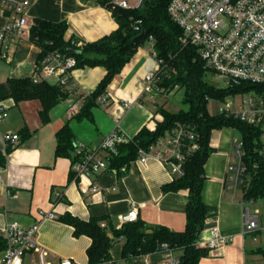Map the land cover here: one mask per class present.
<instances>
[{
  "label": "crops",
  "instance_id": "obj_1",
  "mask_svg": "<svg viewBox=\"0 0 264 264\" xmlns=\"http://www.w3.org/2000/svg\"><path fill=\"white\" fill-rule=\"evenodd\" d=\"M99 1L33 0L27 16L30 23L35 18L66 21L69 25L67 38L95 42L118 29L111 9ZM109 1L116 5L127 1L130 6L137 7L141 0L138 4L137 0ZM8 20L7 11L0 6V28ZM40 52L41 49L30 40L29 33L17 41L11 38L6 43H0V105L9 113L0 121V151L5 157L4 163H0V236L5 238L8 226L15 222L26 229L40 224L35 236L39 250L28 251L24 264H42L41 252L45 253L46 264H61L65 258L88 264L87 250L92 240L86 235L76 237L74 228L60 219L66 214L83 221L108 217V229H117L124 224L123 218L131 207L137 205L138 219L146 226L184 231L188 191L164 193L162 190L165 184L174 180L170 164L155 157H149L143 164L137 158L123 175L106 170L91 177H78L72 158L56 157L57 132L65 124H69L73 131V155H76L78 145L82 143L98 149L104 136L117 125L127 136L134 137L144 127L154 131L164 120L158 110L163 106L170 110L168 98L174 91L169 95L144 92L147 76L158 73L161 68L152 41L139 47L105 89L102 96L108 97L107 103L97 99V104L91 109L92 120H79L77 112H72L70 107L75 102L82 107L84 97L98 89L107 73L103 66L74 70L72 78L79 93L73 90L69 98L54 105L48 122L42 120L43 103L40 99H14L9 81L31 78ZM47 81L55 83L53 79ZM125 101L132 102L128 110L123 107ZM25 128L30 135L23 140L22 131ZM6 134H19L21 139L13 145L4 140ZM240 140L241 134L229 127L213 130L211 134L210 145L216 151L205 166L207 180L203 199L217 207V216L207 221L205 230L217 223L222 234L231 237L232 241L220 249L208 251L198 264H261L258 260L260 256L255 253L258 248L251 238L252 234H243L240 204L243 195L242 198L239 195L242 191H238L233 199L231 188L232 173L228 166L234 163L236 144ZM7 147H11L9 153L6 152ZM100 154L104 155L103 152ZM73 172L75 176L72 178ZM93 183L100 187L96 193L91 190ZM54 191L63 194L61 200L56 199ZM48 212H55L58 219H44L42 215ZM116 246H119L118 249H115ZM122 246L123 241L111 249L115 260L123 261ZM148 259L146 255H141L131 264H147Z\"/></svg>",
  "mask_w": 264,
  "mask_h": 264
},
{
  "label": "trees",
  "instance_id": "obj_2",
  "mask_svg": "<svg viewBox=\"0 0 264 264\" xmlns=\"http://www.w3.org/2000/svg\"><path fill=\"white\" fill-rule=\"evenodd\" d=\"M101 4L111 9L118 29L95 42H84L80 39L67 38L69 25L66 21L52 22L35 18L29 32L30 40L41 52L38 62L48 53L58 51L66 56H73L77 60V68L103 66L107 73L98 89L84 97V104L76 117L79 120L93 119L92 107L97 99L104 94L111 81L120 73L145 42L151 40L157 57L162 61L157 73V83L162 93L171 94L176 89H184L182 99L186 109L176 112L161 107L158 111L164 120L159 122L154 131L147 127L132 137L128 143L119 145V153L107 156L108 170L118 175L127 173L132 161L139 158L142 151L166 137L178 123L193 129L198 136L200 149L187 156L184 163L183 176H175L171 183L162 187L164 193L188 191L185 230L174 232L166 227H148L139 219L124 223L117 229H108V217H93L83 221L71 214L61 217V221L74 228V235H86L92 243L87 250L89 264H101L114 259L111 249L116 243L123 241L122 260L131 264L137 257L157 252L162 244H168L175 251L180 252L182 264H198L200 258L207 254V250L200 248L196 242L205 230L207 221L217 216V207L208 204L203 199V190L207 180L205 166L216 148L210 145L213 130L225 127L233 128L241 134L245 156L243 163L246 172L239 186L243 199L264 201V139L259 126L246 121L228 118L222 114L213 115L209 112L208 104L211 100H222L225 97L251 90L255 87L264 91V86L244 83L240 87L220 88L209 81L211 72L200 58L195 47L182 46L181 27L172 19L168 7L170 0H141L139 6L122 8L109 0H100ZM11 95L16 101L25 99H40L43 103L41 117L43 122L49 121V112L58 102L71 96V90L56 83L51 84L42 79L35 82L32 78L12 79L9 81ZM81 98V97H80ZM30 135L28 129H23L22 139ZM21 139V137H20ZM185 149L192 144L189 139L184 140ZM75 137L69 124H65L57 132L56 157L72 158L73 162L79 156L73 155ZM11 147H7L9 153ZM5 157L0 151V163ZM75 176L72 173V178ZM105 223V226H102ZM151 230V233L148 231ZM112 233L113 237L109 234ZM6 249V240L0 236V254ZM264 258V247L255 251Z\"/></svg>",
  "mask_w": 264,
  "mask_h": 264
},
{
  "label": "built area",
  "instance_id": "obj_3",
  "mask_svg": "<svg viewBox=\"0 0 264 264\" xmlns=\"http://www.w3.org/2000/svg\"><path fill=\"white\" fill-rule=\"evenodd\" d=\"M32 2L33 0H0V6L7 11L9 19L0 28L1 44L11 38L17 41L30 32L32 23L29 22L27 10ZM119 6L126 9L132 7L127 1L120 2ZM168 11L182 29L181 45H191L196 48L207 69L224 83L222 88H238L244 83L264 86V0H170ZM83 43L79 41L78 44L83 45ZM159 62L162 64V61ZM76 69V58L53 51L38 62L31 78L35 82L53 79L56 84L79 93L72 78ZM161 91L157 83V73H150L147 76L144 92L159 93ZM98 100L107 103L108 97L101 96ZM217 101L222 103L219 107L220 114L259 126L264 139V91L255 87ZM131 106V101L123 103L126 110ZM80 109L78 102L70 107L74 113H78ZM8 116L9 113L0 105V121ZM131 139L132 137L123 133L117 125L113 131L104 136L98 149H92L83 143L79 144L76 151L79 159L73 162L76 176L91 177L108 170L107 156L118 154L119 145L128 143ZM185 139L192 141L186 149L183 143ZM4 140L16 145L20 141V135L6 134ZM199 149L198 136L193 129L178 123L166 137L158 139L148 151H142L138 159L145 164L149 157H155L171 165V174L174 177H181L185 173L184 163L187 156ZM101 152L104 153L103 156ZM244 156L243 142L240 140L236 144L234 163L228 166V170L232 173L233 199L240 191L239 186L246 172ZM91 190L96 193L100 187L93 183ZM53 194L57 200L63 197L60 191H54ZM240 204L243 211V234L264 231V216L257 207H254L256 204L245 199H242ZM42 216L44 219H58L55 212H48ZM138 216L139 208L133 205L124 216L123 222L136 221ZM102 226H105V223H102ZM39 229L40 224H34L27 229L17 222L9 225L4 238L6 249L0 254V264H24L28 251L39 250L35 242ZM203 233L196 245L207 251L220 249L232 241L231 237L222 234L217 223H213ZM44 254L41 252L42 264H46ZM146 256L149 257L147 264H182L180 252L165 243L157 252ZM61 264L79 263L65 258ZM101 264H125V260L110 259Z\"/></svg>",
  "mask_w": 264,
  "mask_h": 264
},
{
  "label": "rangeland",
  "instance_id": "obj_4",
  "mask_svg": "<svg viewBox=\"0 0 264 264\" xmlns=\"http://www.w3.org/2000/svg\"><path fill=\"white\" fill-rule=\"evenodd\" d=\"M139 0L136 1V4H138ZM132 6V4H131ZM209 81L213 82L216 86L222 88V85L224 84L221 80L217 79L215 76L211 75L209 77ZM184 96V89H176L173 94L168 98V105L170 108V111L176 112L182 108L186 109V106L183 104L182 99ZM222 105L220 101L217 100H211L208 105V109L211 113H216L219 111V107ZM239 195L242 198V193L240 192ZM240 198V199H241ZM243 199V198H242ZM257 207L261 212L262 216H264V201H258V203L254 206ZM251 238L254 240L255 247L260 248L264 247V231L258 232L256 234H252ZM119 246H116L115 249H118ZM261 264H264V258L262 256L258 259Z\"/></svg>",
  "mask_w": 264,
  "mask_h": 264
},
{
  "label": "water",
  "instance_id": "obj_5",
  "mask_svg": "<svg viewBox=\"0 0 264 264\" xmlns=\"http://www.w3.org/2000/svg\"><path fill=\"white\" fill-rule=\"evenodd\" d=\"M148 232L151 233V230H149ZM109 236H110V237H113V234L110 233Z\"/></svg>",
  "mask_w": 264,
  "mask_h": 264
}]
</instances>
